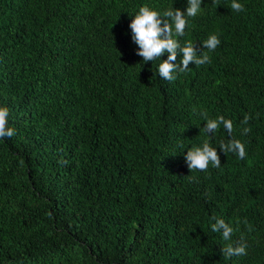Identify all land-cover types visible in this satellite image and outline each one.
Wrapping results in <instances>:
<instances>
[{"label":"trees","instance_id":"16d2710c","mask_svg":"<svg viewBox=\"0 0 264 264\" xmlns=\"http://www.w3.org/2000/svg\"><path fill=\"white\" fill-rule=\"evenodd\" d=\"M239 2L187 18L178 39L209 59L169 81L136 54L129 14L186 0H0L15 132L0 139V264H264V0ZM205 115L232 120L244 158L217 148L219 167L187 168ZM213 218L247 255H226Z\"/></svg>","mask_w":264,"mask_h":264},{"label":"clouds","instance_id":"9594fccd","mask_svg":"<svg viewBox=\"0 0 264 264\" xmlns=\"http://www.w3.org/2000/svg\"><path fill=\"white\" fill-rule=\"evenodd\" d=\"M203 0H186V8L168 7L160 11L147 4L141 5L134 13L129 14L131 19L128 21V28L131 33V40L137 46L136 54L142 58L144 63L159 60L156 72L166 80H174L176 73L184 72L190 62L204 64L209 57L197 55L193 42L181 44L179 37L184 36L188 17H195L201 10ZM230 7L237 12L243 9L239 0H231ZM220 43L217 35L211 34L203 41V46L208 49H215ZM167 54L166 59L160 58ZM180 56L179 63H173ZM9 110L6 106L0 105V139L12 137L15 132L8 126ZM248 118L245 117V121ZM203 134L204 139L199 144L191 145L184 153V160L189 170H206L209 165L219 167L220 155L219 148L223 154L234 152L240 158L246 155L245 146L239 140L232 138L233 122L223 115L215 118L204 116ZM223 129L227 134V139L220 144L212 142L216 133ZM245 133L247 129L243 130ZM210 229L212 232H220L223 240L228 243L225 247L226 255L243 256L247 255V244L243 240L232 242L234 228L223 218H213ZM222 230V231H221Z\"/></svg>","mask_w":264,"mask_h":264}]
</instances>
